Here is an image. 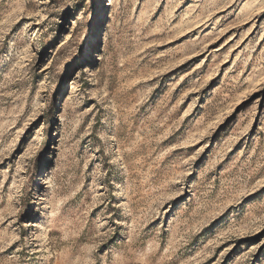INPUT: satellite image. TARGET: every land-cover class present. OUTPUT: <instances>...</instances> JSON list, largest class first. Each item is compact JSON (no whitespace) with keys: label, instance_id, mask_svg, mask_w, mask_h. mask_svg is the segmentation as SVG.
<instances>
[{"label":"rangeland","instance_id":"374dc122","mask_svg":"<svg viewBox=\"0 0 264 264\" xmlns=\"http://www.w3.org/2000/svg\"><path fill=\"white\" fill-rule=\"evenodd\" d=\"M0 264H264V0H0Z\"/></svg>","mask_w":264,"mask_h":264},{"label":"bare ground","instance_id":"6f19581e","mask_svg":"<svg viewBox=\"0 0 264 264\" xmlns=\"http://www.w3.org/2000/svg\"><path fill=\"white\" fill-rule=\"evenodd\" d=\"M76 27H77V23L76 22H73L72 27H71V32H75ZM94 40H95V38L93 39V41Z\"/></svg>","mask_w":264,"mask_h":264}]
</instances>
